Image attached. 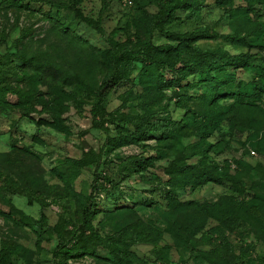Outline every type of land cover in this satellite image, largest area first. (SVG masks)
Masks as SVG:
<instances>
[{
	"label": "rangeland",
	"instance_id": "1",
	"mask_svg": "<svg viewBox=\"0 0 264 264\" xmlns=\"http://www.w3.org/2000/svg\"><path fill=\"white\" fill-rule=\"evenodd\" d=\"M42 1L47 0H0V79L29 98L21 104V94L9 92L0 104V210L33 218L25 226L0 214V264H51L56 245L73 236L109 260L112 249L128 246L144 264H264V201L256 198L264 196V92L230 95L264 83L249 68L264 66V0L253 6L249 0H203L201 16L183 13L152 31L160 0H82L89 22L66 6ZM147 34L156 45L177 47L172 35H187L195 46L227 52L239 62L234 81L202 82L190 91L143 86L138 70L128 64L115 69L112 55L137 46ZM226 35L248 44L226 41ZM181 52L178 57H188L190 50ZM34 59L54 60L76 73L93 69L99 82L115 70L124 78L65 96L62 119L51 125L38 94L53 91L30 82ZM209 93L222 96L209 103ZM217 111L225 118L213 127ZM142 116L181 119L187 127L172 147L151 139L106 151L107 136L127 126L121 119ZM155 153L165 156L148 171L129 165ZM54 169L71 178L62 180ZM202 170L224 183L187 186V176ZM93 186L100 210L84 222L81 208ZM171 191L195 205L169 210ZM66 264L113 263L84 256Z\"/></svg>",
	"mask_w": 264,
	"mask_h": 264
},
{
	"label": "trees",
	"instance_id": "2",
	"mask_svg": "<svg viewBox=\"0 0 264 264\" xmlns=\"http://www.w3.org/2000/svg\"><path fill=\"white\" fill-rule=\"evenodd\" d=\"M82 0H73L70 5H62V3L53 1H42L52 7L66 6L72 10L76 17L89 22L90 18L85 15L82 7ZM224 3L225 0H216ZM250 5L254 3H263V0H249ZM21 5V1L18 2ZM160 13L153 18L151 24V31L156 30L159 26L170 23L181 18L183 13H187L188 17L201 16L203 9L207 5L203 0H160ZM49 10L48 12H50ZM47 12V13H48ZM151 34L145 35V39L141 40L135 47H121L120 52H113L112 59L115 69H119L122 64L131 65V68L138 70L139 82L145 87H152L154 89L164 90L170 87H176L184 90H192L198 83L209 81H216L219 85L230 84L234 81V70L239 66L237 59L225 51H218L214 49L202 48L192 44L193 38L187 35H172V40L179 41V45L173 46L169 44H154L151 40ZM226 41H231L234 44L247 41L233 36H225ZM264 44V37H263ZM182 49H189L188 57H178L182 54ZM178 57V58H177ZM246 64L247 63H243ZM33 74L29 77L30 82L35 86L38 84L46 85L53 94L48 96L44 93L38 94V101L47 109L52 118L53 123H58L62 119V99L69 94L75 95L78 90L86 87L94 89L96 80V73L93 69H87L84 72H73L66 68L63 64L50 59H34L32 61ZM252 72L264 76V66L252 64L249 66ZM169 71L171 76L165 72ZM190 76L194 78L191 79ZM124 78L122 74L115 70L114 74H106L98 83L100 89L108 84L116 82ZM197 80V81H196ZM258 86L251 84L250 88H245L242 91L230 93L238 99L242 97L253 98L264 92V83ZM9 92H19L21 94L20 103L26 104L28 102L27 93L21 92L12 87L7 81L0 79V104L5 102V96ZM221 93L205 94L204 98L209 103L217 101V97H221ZM237 99V100H238ZM98 103V101H97ZM92 107V114L96 118V110L98 104ZM225 118L223 111L213 112L211 115V124L213 127H218ZM127 126L121 127L116 137L107 136L105 141L106 151H111L115 148L130 144H139L151 139L166 142L169 147H172L174 141L181 136L187 123L181 119H174L172 117H161L156 120H151L147 117H125L121 119ZM45 122V121H43ZM47 123V122H45ZM98 127H102L96 123ZM34 141L41 142L37 137H32ZM17 147V146H15ZM18 149L29 152L25 147H17ZM165 155L162 153H155L140 158L130 159L129 165L136 172L148 171L154 167L156 162L162 159ZM54 172L62 179L67 180L71 178L62 173L59 169H54ZM76 174V172H74ZM227 176V173H225ZM109 181H111L109 179ZM208 182L223 184V180L216 177L214 174L207 171H196L187 176L186 185L192 188H197ZM92 188L90 197L83 201L82 215L83 221L88 222L91 215L100 209L96 207L93 198ZM235 190H240L235 187ZM166 206L171 211H184L195 205L194 201H183L177 193L171 191L167 194ZM256 198L264 201V196L256 195ZM123 208V207H119ZM130 208L132 207H124ZM2 216L8 219L21 223L25 226L33 225V218L25 214L21 210L12 212H3L0 210ZM113 259H107L100 256L94 249H91L80 243L77 237H70L69 239L61 240L53 249V262L51 264H66V261L72 258H80L84 256H91L103 261H111L113 264H144L142 260L133 250L128 246L116 247L111 250Z\"/></svg>",
	"mask_w": 264,
	"mask_h": 264
}]
</instances>
